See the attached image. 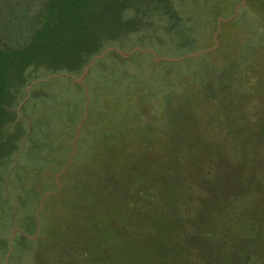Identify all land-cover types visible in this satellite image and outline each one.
I'll return each mask as SVG.
<instances>
[{
    "label": "rangeland",
    "instance_id": "rangeland-1",
    "mask_svg": "<svg viewBox=\"0 0 264 264\" xmlns=\"http://www.w3.org/2000/svg\"><path fill=\"white\" fill-rule=\"evenodd\" d=\"M170 1L180 6L185 27L159 32L160 40L155 33L142 38L129 35L125 43L118 42L94 56L81 75L72 78L86 87L89 96L86 78L97 64L92 82L101 88L95 99L87 97L84 103L72 152L64 145L56 155L65 163L42 170L47 177L39 184L34 209L27 205L24 225L15 224L8 230V197L0 195V264H31L29 240L46 244L53 224L64 227L81 249L79 254L71 255L68 248L63 253L68 245L60 239L56 264H264V0H222L219 7L223 11L218 16L203 0H198L197 7L192 0ZM10 4L11 0H0L3 42L7 10L10 6L18 10L24 2ZM116 65H122L121 70ZM125 66L131 79L139 82L131 97L135 108L119 111L110 103L122 93L115 88L118 92L110 93L114 89L107 82H119L122 89L124 81L116 76L123 74ZM36 82L15 90L17 103L24 95L30 96ZM51 86L61 89L62 83ZM185 90L191 100L183 94ZM227 93L230 98H224ZM22 104L13 106L18 117L11 126L23 118ZM121 114L129 117L125 126L117 127L130 141L126 151L145 152L141 136L146 137L147 152L163 165L159 167L161 182L151 185L150 181L147 195L136 188L129 195L119 190L114 196L111 186L102 183L98 196L83 193L87 171L93 165L87 155L94 148L97 130L104 126V118ZM4 152L0 143V189L5 186ZM173 159L175 163L182 160L189 172L184 167L186 172L177 171L179 165ZM21 163L29 164V160ZM114 171L122 175L125 170L118 167ZM160 177L157 173L151 180ZM220 184L226 186L225 197L219 196ZM234 185L247 191L234 189ZM157 190L168 201L163 214L153 217ZM73 198L78 202L71 205ZM10 201L14 223L21 216V206L15 197ZM76 205L78 216L74 217ZM124 207L140 210L132 212L129 224L124 221ZM32 213L35 221L30 223ZM249 223H255L254 228ZM223 227L228 229L226 237L220 233ZM19 232L23 238H17ZM51 249L49 258L55 251Z\"/></svg>",
    "mask_w": 264,
    "mask_h": 264
},
{
    "label": "trees",
    "instance_id": "trees-1",
    "mask_svg": "<svg viewBox=\"0 0 264 264\" xmlns=\"http://www.w3.org/2000/svg\"><path fill=\"white\" fill-rule=\"evenodd\" d=\"M20 1L11 0L10 5L20 4ZM22 1L24 4L19 5L20 9H13L10 6V9L7 10L5 42L0 37V143H2V148H5V164H7L5 186L0 189V195L8 197V201L5 202V208L8 207V230L12 229L15 224L20 227L24 225L28 204L31 211L34 209V201L38 199L39 184L47 177V175H43L42 170L52 168L54 165L59 168L65 163L60 157L57 159L56 155L61 152L64 145L69 152H72L76 124L84 114V103L87 97L91 96L92 100L95 99V92H99L101 88L99 83L92 82V75L97 64L89 70L86 78L89 96L85 93L86 87L79 82H72V78L81 75L84 66L94 56L108 47L118 45V42L125 43L124 41L129 35L137 34L142 38V35L155 33L157 37L159 32L164 33L168 29L167 33L174 30L177 32L183 26L185 27L180 6L170 0ZM192 1L193 7L200 4L198 0ZM220 3H223L222 0H203L202 4L212 6L211 10L215 8L211 13L218 16L223 11L220 9L222 7H219ZM113 52L117 53L115 50ZM100 61L103 63L102 60ZM117 67L121 70L122 65ZM223 69L225 70V68ZM51 74L53 75L51 79L42 81L43 78ZM225 74H227L226 71ZM116 77L124 81L122 82L124 86L120 89L121 83L107 82L109 88L112 86L113 89H119L118 91L122 93L121 96L115 93L118 96L110 104L114 103V108L119 111L134 109L135 106L131 102L132 91H136V84L139 81L131 79L130 74L126 72V66L123 69V74ZM64 79L67 81L63 82ZM35 81L37 82L30 90V96L25 98L24 95L17 103L18 95L15 94V90ZM58 82L62 83L61 89L51 86ZM115 89L113 92L110 90V93L118 92ZM183 94L187 95L188 100H191V93L185 90ZM228 96L230 93H227L224 98H230ZM125 98L127 100H124ZM22 102L21 114L24 116L16 121L15 127L11 126V123L18 117V113L12 108L15 104ZM29 109H33V111L29 112ZM127 118L129 119L125 114H121L117 118L111 115V117L104 118V126L98 128L94 148L87 155L93 165L87 171L83 193L99 195L101 192L99 184L102 183L105 186L107 184V186H111L109 190L114 196L120 191L127 192L129 195L136 188L140 190L142 188L141 195H147L146 191L150 181L151 185L161 182L162 174L159 172V167L163 168V165L160 166L158 159L153 158L151 152H147L150 143L146 137L141 136L145 152L126 151L125 148L127 144H130V141L126 140L125 132L121 134L117 130L125 126ZM89 122L90 119L87 123ZM111 122L114 124L110 125ZM73 125L74 128L71 131ZM119 126L120 128L117 129ZM12 128L14 130H11ZM69 141L70 143H68ZM60 148L61 150H59ZM236 148H234L235 152L239 154ZM48 155H51V159H48ZM16 157H19L20 162ZM22 160H29V164H22ZM181 163L182 160L175 163V165H179L177 171L182 167L186 170L189 169L188 166ZM49 164L51 165L49 166ZM118 167L125 170L122 175L114 171ZM185 169H182L181 172H186ZM154 170L161 177L151 180L157 174H151V172L154 173ZM225 188V184H220V197L226 196ZM233 188L239 191L241 189L242 192L247 191L243 190L241 185H234ZM158 190L156 192L158 198L154 201L156 212L153 217L163 214L161 212L165 206L164 202L168 201L167 196L159 195ZM33 196L35 198L32 199ZM14 197L19 201L16 203L21 206L18 207L23 217L22 222L20 216L13 223L14 215L10 210H13V205L10 200ZM75 201L78 202L73 198L70 200V204L72 205ZM125 202L126 200H123L121 205ZM245 203L249 205L248 199L245 200ZM76 207L77 205L72 210L74 217L78 216ZM124 208V221H129L127 223L129 224L133 217L132 212L136 213L140 210L139 207L138 210L134 208L133 211ZM30 217L32 218L30 223H33L35 221L34 214H30L29 219ZM104 219H108V217ZM220 223L222 224V221ZM254 225L255 223H249L250 227ZM63 228L61 225L53 224L49 231L50 238L47 239L46 244L44 242L41 244L40 239L29 240L32 245L31 264H56L55 259H58V250H60L58 241L60 239L65 240L68 245L61 252L66 253L67 248L71 255L81 252L78 241L71 240L65 232L66 229L63 230ZM220 233L225 236L228 229L223 227ZM23 237V233L19 232L17 238ZM5 246L9 249L10 244L6 243ZM50 249H55L50 255L51 258L47 254ZM11 261L12 259H10V263ZM79 263L71 261V264Z\"/></svg>",
    "mask_w": 264,
    "mask_h": 264
},
{
    "label": "water",
    "instance_id": "water-1",
    "mask_svg": "<svg viewBox=\"0 0 264 264\" xmlns=\"http://www.w3.org/2000/svg\"><path fill=\"white\" fill-rule=\"evenodd\" d=\"M95 59L96 58H94L93 61H92V63L88 67H86L85 72H87L88 68L94 63Z\"/></svg>",
    "mask_w": 264,
    "mask_h": 264
}]
</instances>
